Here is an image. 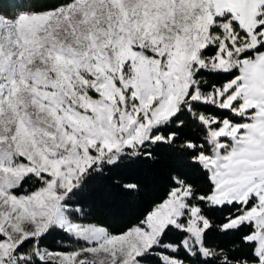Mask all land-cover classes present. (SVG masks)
I'll list each match as a JSON object with an SVG mask.
<instances>
[{"label": "snow or ice", "instance_id": "snow-or-ice-1", "mask_svg": "<svg viewBox=\"0 0 264 264\" xmlns=\"http://www.w3.org/2000/svg\"><path fill=\"white\" fill-rule=\"evenodd\" d=\"M0 264H264V0H0Z\"/></svg>", "mask_w": 264, "mask_h": 264}, {"label": "trees", "instance_id": "trees-1", "mask_svg": "<svg viewBox=\"0 0 264 264\" xmlns=\"http://www.w3.org/2000/svg\"><path fill=\"white\" fill-rule=\"evenodd\" d=\"M64 246H65V247H68V246H69V242L65 241V242H64Z\"/></svg>", "mask_w": 264, "mask_h": 264}]
</instances>
